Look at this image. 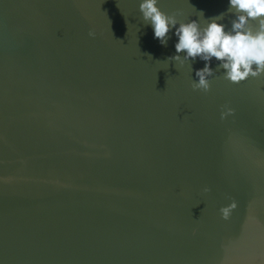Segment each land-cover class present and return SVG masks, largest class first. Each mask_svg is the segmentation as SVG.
Here are the masks:
<instances>
[{"label":"water","instance_id":"water-1","mask_svg":"<svg viewBox=\"0 0 264 264\" xmlns=\"http://www.w3.org/2000/svg\"><path fill=\"white\" fill-rule=\"evenodd\" d=\"M138 3L0 0V264H264V75L193 89Z\"/></svg>","mask_w":264,"mask_h":264},{"label":"clouds","instance_id":"clouds-1","mask_svg":"<svg viewBox=\"0 0 264 264\" xmlns=\"http://www.w3.org/2000/svg\"><path fill=\"white\" fill-rule=\"evenodd\" d=\"M160 0H139V12L143 21L152 28L153 38L166 46L169 33L175 37L174 53L167 61H174L176 67L192 63L197 59L203 67L195 69L193 89L207 92L210 77L222 69V76L231 83L238 84L249 77L264 75V0H227V8L213 17L205 18L201 10L197 19L178 20V13H168L159 6ZM231 14L230 26L223 23L224 17ZM254 22V23H253ZM88 35L95 37L90 29ZM217 61L214 69L211 64ZM235 113L227 104L222 105L221 119ZM202 191H210L208 186ZM237 207L233 199L219 211L224 220L229 219Z\"/></svg>","mask_w":264,"mask_h":264}]
</instances>
